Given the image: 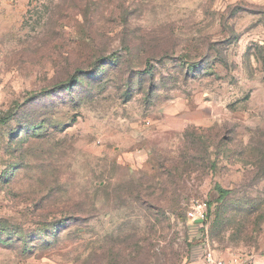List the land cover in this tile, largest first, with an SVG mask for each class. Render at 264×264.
<instances>
[{
  "label": "rangeland",
  "instance_id": "rangeland-1",
  "mask_svg": "<svg viewBox=\"0 0 264 264\" xmlns=\"http://www.w3.org/2000/svg\"><path fill=\"white\" fill-rule=\"evenodd\" d=\"M0 264H264V0H0Z\"/></svg>",
  "mask_w": 264,
  "mask_h": 264
},
{
  "label": "trees",
  "instance_id": "trees-1",
  "mask_svg": "<svg viewBox=\"0 0 264 264\" xmlns=\"http://www.w3.org/2000/svg\"><path fill=\"white\" fill-rule=\"evenodd\" d=\"M217 190L219 191L220 193V196L223 198V197H226L231 191L229 189H226V188H223L221 185H217Z\"/></svg>",
  "mask_w": 264,
  "mask_h": 264
}]
</instances>
